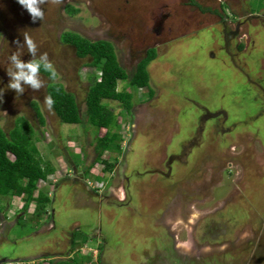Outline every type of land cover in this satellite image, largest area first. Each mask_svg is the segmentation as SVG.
<instances>
[{
	"label": "rangeland",
	"instance_id": "1",
	"mask_svg": "<svg viewBox=\"0 0 264 264\" xmlns=\"http://www.w3.org/2000/svg\"><path fill=\"white\" fill-rule=\"evenodd\" d=\"M68 5L79 12L70 15ZM41 7L44 19L34 22L17 0H0V126L9 134L17 118L25 116L35 130L39 154L55 167L38 189L57 187L49 205L57 226L43 229L50 213L39 216L36 202L21 211L25 197L0 195V259L52 264L72 256L83 264H102L98 238L90 233L94 218L107 235L104 264H163L171 251L185 252V264H194L195 258L211 259L206 264H264V92L258 87H264V71H259L264 66L256 60L264 59V50L248 45L249 34L264 25V0H47ZM234 27L239 33L227 35ZM67 30L92 40L111 38L128 73L118 81L119 89L128 86L149 48L157 54L147 66L154 98L148 87L128 88L150 117L144 106L122 110L118 141L124 150L103 155L115 164L112 171L96 159V138L106 128L97 130L85 113L88 91L100 78L98 66H88L94 65L90 57L80 59L74 46L62 41ZM25 34L36 44L37 56L47 53L57 75L52 79L41 71L44 87L16 96L7 87V68L13 52L24 61L32 58ZM256 39L258 48L264 47V31ZM240 44L246 47L239 49ZM52 81L75 95L81 124L62 123L53 106H45ZM35 101L45 121L32 106ZM156 105L163 115L154 112ZM71 160L91 180L100 181L96 174L110 176L107 186L113 191L85 195L78 189L79 177L72 175ZM155 164L157 170L143 173ZM153 177L161 179L162 187L148 184ZM73 187L82 202L72 201ZM117 194H125L127 210ZM88 198L94 207L85 205ZM74 217L86 222L72 231L81 250L68 255L66 238L63 252H54L48 236L59 233L61 225H72ZM169 231L178 235L180 248L173 250Z\"/></svg>",
	"mask_w": 264,
	"mask_h": 264
},
{
	"label": "trees",
	"instance_id": "2",
	"mask_svg": "<svg viewBox=\"0 0 264 264\" xmlns=\"http://www.w3.org/2000/svg\"><path fill=\"white\" fill-rule=\"evenodd\" d=\"M203 10L205 11V9ZM78 11L79 8L75 6H67V12L72 15L78 13ZM61 39L74 46L79 57L91 56V62L102 71L101 77L99 79L96 78L88 91L87 110L85 113L88 123L97 130L106 128L96 138L95 149L98 153L96 159L104 163V170L112 171L115 164L111 160L104 159L103 155L107 151L111 153L123 151V147L118 141L120 134L118 133L119 123L117 118L121 115L122 110L125 109L129 113L134 106V92L129 91L128 88L137 89L149 86L150 75L147 66L156 58V51L152 48L148 49L147 55L138 64L135 73L127 82L128 86L119 89L118 81H125L128 73L119 62L115 46L111 41L103 39L92 40L79 32L71 30L63 32ZM42 72L44 71L42 70ZM44 73L50 77L48 72ZM47 92L54 100L53 108L62 123H82L83 117H81L79 112L76 97L62 83L52 81L47 86ZM153 93V90H151V96ZM111 100L117 101L120 105L117 108L112 107L109 102ZM33 103L32 105L38 117L40 120L45 121L38 103L36 101ZM21 117V119H19L20 117L17 118L16 125L9 134L0 126V195H10V193L11 195H22L24 193L26 203L23 209H27L30 202L36 200L37 213L39 216H43L49 210L48 206L50 205V197L53 191L48 188V190L42 189L39 190L38 196H35V191L38 189V181L46 179L49 174H53L55 167L51 162H45L39 154V150L33 141L35 130L28 118L25 116ZM8 152H11L13 157L8 156ZM75 243L74 238L71 250L76 249L79 252L81 248H76ZM51 263L83 264L82 261L75 257L54 260Z\"/></svg>",
	"mask_w": 264,
	"mask_h": 264
},
{
	"label": "clouds",
	"instance_id": "3",
	"mask_svg": "<svg viewBox=\"0 0 264 264\" xmlns=\"http://www.w3.org/2000/svg\"><path fill=\"white\" fill-rule=\"evenodd\" d=\"M227 1V0H226ZM242 1V0H241ZM47 2V0H17V3L19 5H21L25 10H27V12L30 14V18L32 19V21H36L37 19L43 21L44 19V9L41 7L42 5H44L45 3ZM73 6V5H72ZM78 8V7H77ZM233 10V9H232ZM67 11V10H66ZM209 11V10H207ZM79 12V11H78ZM69 13V12H67ZM70 14V13H69ZM72 15V14H70ZM243 22L241 23H238V24H242ZM248 24L250 26V24H253L252 26H250V28H254V29H257L255 27V22L253 23H250L249 22V19H248ZM261 28L257 30V32L255 31H252L250 34H249V37L248 39L250 40V37H253V35H258L260 33H262L264 30V25L263 26H260ZM234 31H237L239 33L240 30H238L236 27L233 28ZM232 29V30H233ZM231 30V31H232ZM250 32V30H249ZM96 40H99V39H96ZM103 40H107V39H103ZM110 41V40H108ZM64 42V41H63ZM112 42V41H111ZM24 45L26 46L27 48V51L31 54V59L28 60V61H24L20 58V55H17L15 52H13L12 54H10L9 56V63L11 65V67L7 68V75L10 77L9 79V82L7 84V87L9 89H12L15 91L16 93V96L19 94H23L26 90V88H31L32 90H39L41 89L42 87H44V80L41 78V71L43 70L44 72H48L50 74V78H54L56 76V72L55 70L53 69V65L52 63L49 61L48 59V55L47 53H40L39 56H37V46L36 44L33 42L32 39H30L26 34L24 35ZM66 43V42H64ZM113 43V42H112ZM69 44V43H68ZM114 44V43H113ZM249 44V43H248ZM115 46V45H114ZM243 46V47H242ZM241 44L239 45L238 48H244L246 47V45H242ZM75 48V47H74ZM115 49H116V46H115ZM148 51V50H147ZM77 54V53H76ZM147 55V53H146ZM78 56V55H77ZM79 57V56H78ZM90 57L91 59H89V61L91 62L92 61V57L91 56H88ZM87 56L86 57H79L80 59H85V58H88ZM145 58V57H144ZM143 58V59H144ZM259 58H262L261 60H259ZM257 58L256 60L257 61H261L262 65L264 66V59H263V56L262 57H259ZM88 66H93V67H96V65H92V64H89V63H86ZM85 65V66H87ZM98 70V74L100 73V77H101V74H102V71L101 69L99 68H96ZM253 71V70H252ZM48 76V75H47ZM150 82V81H149ZM263 82V81H262ZM261 86V87H260ZM145 87H148L149 88V92L147 94H149V97L152 99L154 98V93L153 95L151 96V90L155 91L153 88L150 87V83H149V86H145ZM258 87L260 88V90H262L261 93L264 92V87H262V84L258 85ZM140 88H143V87H140ZM4 89L3 88H0V100L3 99V96H2V93H3ZM44 104L47 108L51 109L53 104H54V100L52 99L51 96H46L44 98ZM33 106V105H32ZM138 106L139 108L144 106L143 103H137L135 104L134 102V106L133 107H136ZM132 107V108H133ZM159 105H156L154 106V108H156V110H154L155 113H159L160 114V110H159ZM35 109V108H34ZM125 110V109H124ZM146 114L147 118H148V115H147V112H148V109L145 108V106L143 107L142 109ZM37 113V112H36ZM150 113L151 112H148L149 114V117H150ZM227 119V118H226ZM119 123V121H118ZM119 125H121L119 123ZM123 126V125H122ZM123 147V146H122ZM123 150H124V147H123ZM171 157H173V155H171ZM166 158V157H165ZM158 160H160V156H158V159H157V162ZM72 164L74 163L73 160H71ZM156 162V164H157ZM116 163H118L116 161ZM165 163H166V159H165ZM156 164L152 167H150L147 171L143 172V173H146L148 171H151L155 168ZM74 167H70L74 172H77L79 174V172H83L82 170L79 169V164L78 163H74L73 164ZM173 161L171 163V166H170V173L174 174V168L175 166L173 167ZM115 166V165H114ZM157 169H154L153 171H155ZM105 172V171H104ZM107 173V172H105ZM114 173V172H113ZM142 173V174H143ZM166 173L165 171L162 172V174ZM184 173V172H183ZM182 173V174H183ZM71 175V173L69 174ZM73 175V174H72ZM145 175V174H143ZM49 176V175H48ZM97 178H100V181L99 180H91L90 178H87L85 177V183H86V186L87 188L90 190V191H95L96 193H100L98 191H101L102 189H108L109 192L110 191H113V188H112V185L111 186H107V179H111L110 176H106V178L104 177V174H96ZM155 178V180H150L148 182V184H155V183H160V180H157L156 177H153ZM40 180H47V179H40ZM39 180V181H40ZM112 180V179H111ZM38 181V182H39ZM143 183L142 185L144 184V180H142ZM130 182V180L128 181ZM52 184V183H51ZM38 186V185H37ZM54 187H55V184H54ZM107 187V188H106ZM126 187V186H125ZM127 188V187H126ZM112 189V190H111ZM128 190L130 188H127ZM38 190V194H36V191ZM35 191V196H38L39 195V189H37ZM123 190V189H122ZM104 191V190H103ZM124 192V190L122 191V193ZM22 197H25V194L23 193L22 194ZM117 197H119V199H121L123 201V203H125L127 205V202L124 201L126 200L125 198V194L124 196L121 194L118 195L117 194ZM32 202H36V200H33L30 202V204ZM25 203H26V200L24 202V205L21 207V211H25L27 209H23L25 207ZM37 203V202H36ZM48 209L50 210V207L48 206ZM4 217V215H2ZM0 217H1V214H0ZM47 217V215L45 216ZM104 234V233H103ZM106 234H104V237L106 238ZM99 242V241H98ZM101 244V242L99 243ZM100 247V245H99ZM101 248V247H100ZM71 250V249H70ZM90 253V252H89ZM70 255V254H69ZM70 257V256H69ZM8 261H9V258H5V259H0V264H8ZM9 263H12V262H9Z\"/></svg>",
	"mask_w": 264,
	"mask_h": 264
},
{
	"label": "flooded vegetation",
	"instance_id": "4",
	"mask_svg": "<svg viewBox=\"0 0 264 264\" xmlns=\"http://www.w3.org/2000/svg\"><path fill=\"white\" fill-rule=\"evenodd\" d=\"M104 36L105 37H107V36H109L106 32H104ZM103 39H105V38H103ZM111 39V38H110ZM110 39H107V40H110ZM111 41V40H110ZM149 49H151V48H149ZM144 58V57H143ZM143 58H141V60L143 59ZM140 60V61H141ZM162 115H163V113H162ZM220 129V128H219ZM218 129V130H219ZM226 129V128H225ZM224 129V130H225ZM217 130V131H218ZM222 130V129H221ZM85 174H86V172L85 171H83V172H79V174L78 173H76V172H74L73 171V175H77L79 178H78V181H79V184H81L80 186H78V189L79 188H81L83 191H84V193H85V195L86 194H88V192H91V194L93 195V196H95V191H90L88 188H87V186H86V183H85ZM155 185H157V186H159V187H162L161 186V184H159V183H155ZM54 190H53V192H52V196H54V192L57 190V187H54L53 188ZM78 189H76L75 187H73L72 188V192H71V194H69V195H71V198H72V201H74L75 202V197H77L78 195H81V193H80V191H78ZM88 191V192H87ZM151 191H153V190H151ZM90 198V197H89ZM89 198L86 200V203H85V205H87V206H95V204H93V203H91L90 201H89ZM78 199V198H77ZM76 199V202H82L81 200H77ZM119 201H120V203L121 204H123V207H126V210L128 209V205H126L125 203H123L122 202V200L121 199H119ZM97 203V202H96ZM97 207L99 206V205H96ZM152 210H155L154 208H151ZM55 211H54V207H51L50 208V210H49V213H50V219H49V221H48V224H47V226H45L44 225V228L43 229H48L49 231H51L52 229H55L56 228V226H57V224H56V222H55V213H54ZM73 219V224L72 225H70L69 227L66 225V226H63V225H61V230H60V232L59 233H56V235H53V238H49V236H48V239L51 241V243L49 244V245H53V246H50V247H52V248H54V252H63L62 250H60V245L61 246H63L64 247V244H63V242H64V240L67 238V239H69L70 240V243H69V245H68V248H67V250L65 251L66 253H68V255L70 254V249H71V247H72V242H73V240H74V237L73 238H71L73 235H72V231L74 230V229H79L80 228V225H81V222L83 223V225L85 226L86 225V222L85 221H83V219H80V218H76V217H74V218H72ZM80 221V222H79ZM94 222V226H93V228H91V236L92 237H96V238H98V241H99V243H100V241L102 242L101 244H100V247H101V250L99 251V250H97V253H98V255H99V258H101V262H102V264H104V263H106L107 261L105 260V262L103 261V258H104V252H105V248H107V242H106V240H105V237H104V234L102 233V228L99 226V223H100V221L98 220L97 222L95 221V219L94 218H92L91 220H90V224H92ZM126 222H128V220L126 221ZM45 223H47V222H45ZM143 223V221L141 222V224ZM123 225V224H122ZM66 229H69V231L67 230V233H65V235H62V236H60V235H58V234H60L62 231H65ZM121 229H125L124 227H122ZM126 230V229H125ZM100 231V232H99ZM170 232V231H169ZM170 235L174 238V245H173V243H171L172 245H173V250L174 249H178V248H180L179 246H178V243H177V237H178V235L176 234V232H170ZM172 238V239H173ZM188 239H194V236H188L187 237ZM62 240V242H60L61 240ZM102 245H104L105 247L102 249ZM31 247H32V245H31ZM55 247H59L58 249H55ZM76 250V249H75ZM181 251V250H180ZM173 252V253H172ZM54 255V254H53ZM212 255H214V254H212ZM167 256V257H166ZM166 256H164V263L163 264H185L188 260V256H186L185 255V252H183V251H181V252H178V251H171V254L169 253V255H166ZM208 261H209V263L211 262V259H208ZM207 260L206 261H204V259H197V258H195L194 259V264H206L207 262H208Z\"/></svg>",
	"mask_w": 264,
	"mask_h": 264
},
{
	"label": "crops",
	"instance_id": "5",
	"mask_svg": "<svg viewBox=\"0 0 264 264\" xmlns=\"http://www.w3.org/2000/svg\"><path fill=\"white\" fill-rule=\"evenodd\" d=\"M233 31H231L230 33L227 31L226 32V34L227 35H231V37L234 35V37H235V35H237V31H234V33H232ZM233 34V35H232ZM261 34V33H260ZM260 34H258V35H253V37H251L252 38V41L251 42H249V44L248 45H252V47H251V49L253 48V49H255V48H257V49H263L264 50V47L263 46H261L260 48H258V40L256 39V37H258ZM250 38V39H251ZM240 49V48H239ZM232 57V56H231ZM259 71H261L262 73H263V71H264V69H261V70H259ZM253 72V71H252ZM259 77V76H258ZM148 109V108H147ZM149 112H151V111H149ZM160 113H162L161 111H160ZM147 115H148V118H149V114L147 113ZM89 250V249H88ZM76 251V250H75ZM75 251L73 250L72 251V253H75ZM53 256V255H52ZM72 257V256H71Z\"/></svg>",
	"mask_w": 264,
	"mask_h": 264
}]
</instances>
